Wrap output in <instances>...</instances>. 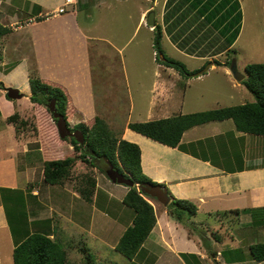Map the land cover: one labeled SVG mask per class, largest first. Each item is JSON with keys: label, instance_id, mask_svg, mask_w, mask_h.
I'll return each instance as SVG.
<instances>
[{"label": "crops", "instance_id": "crops-1", "mask_svg": "<svg viewBox=\"0 0 264 264\" xmlns=\"http://www.w3.org/2000/svg\"><path fill=\"white\" fill-rule=\"evenodd\" d=\"M145 3L149 6L139 7L137 27L145 23L152 11L154 24L162 32L163 53L196 73L183 78L173 68L156 64L149 107L145 119L138 122L199 113L189 111L192 107L185 111L182 98L190 78H207L210 72L221 75L223 82L216 86L224 89L221 94L224 98L232 100L234 94L244 97V90L248 91L234 80L230 65L225 64L233 55L240 33L235 28L242 18L237 0H145ZM87 4L88 0H0V25L8 29L0 37V119L4 121L16 109L5 99L7 88L19 89L30 103L29 74L34 70L40 79L67 92L78 120L84 122L97 116L119 125L114 127L117 135L111 131L119 139L138 146L142 173L162 185L172 199L185 200L196 207L194 216L179 223L170 218L166 208L155 209L156 224L130 264H264L253 260L249 250L254 244L264 243V137L237 132L232 120L207 122L185 131L178 147L172 148L130 130L128 120L118 124L112 114L118 109L114 104L125 79L116 75L113 66L102 65L100 69L92 64V43L106 44L112 53L118 55V52L108 40L91 37L78 23L77 12ZM153 29L148 28L154 60ZM14 54L18 57L15 60L7 56ZM119 71L122 74L121 65ZM183 80L186 83L181 89L179 84ZM202 101L203 97L196 98L193 104ZM103 103L105 108L101 109ZM110 105L113 107L107 109ZM9 133L11 145L3 144ZM32 139L23 134L18 137L13 125L0 130V188L18 189L16 184H4L6 179L10 183L24 176L27 182L34 167L41 163L39 138ZM32 143L38 147L30 149ZM102 187L108 194L97 189L93 202L83 201L89 205L84 210L85 215L89 214L86 222L67 217L62 210L59 215L52 208L31 212L28 221L46 229L36 231L55 238V224L63 217L64 229L74 226L83 230L88 239H99L101 247L113 250L131 225L133 215L127 213L126 220L122 216L106 215L102 211L104 206L113 205V199L122 204L128 189L123 187L121 191L120 185L113 183ZM38 193L39 188H33L28 198L35 201ZM114 194L117 199L112 197ZM4 215L0 202V229L9 228ZM117 232L121 234L116 242L109 243V238ZM10 236L13 240L11 233ZM14 245L13 240L12 250Z\"/></svg>", "mask_w": 264, "mask_h": 264}, {"label": "rangeland", "instance_id": "rangeland-1", "mask_svg": "<svg viewBox=\"0 0 264 264\" xmlns=\"http://www.w3.org/2000/svg\"><path fill=\"white\" fill-rule=\"evenodd\" d=\"M237 2L239 3V11L242 14V18L240 23H238L239 19L236 21L238 25L235 28H238L240 33L237 42L234 45V51L231 53L233 54L231 55V58L232 61L235 60L234 62L237 72L240 75H243L244 67L246 65L252 63L264 64V0H237ZM149 4H152V1ZM149 4L145 3V0H88V4L77 12L78 23L88 35L94 38L105 39V41L108 40L118 52V55L112 53L110 47L103 43H92L90 45V56L94 67L102 69V65L105 67H107V65L113 66L116 75H119L121 80L122 77L125 79L123 80L124 85L121 91L122 93L117 100V104H114L118 109L115 114H112L115 115V121L118 124H125L127 120L130 123L144 120L145 112L148 110L149 101L152 96L151 89L155 80V65L159 63L154 61L155 56L154 60L153 56H151L152 49L150 47V40L152 34H149L148 32L149 26L146 24V20L143 25L141 23V25L137 27L140 15L139 7L147 8ZM153 9L158 11L159 7ZM150 12L152 11H149V13ZM165 52L168 54V51ZM7 56L13 60L18 58L15 57V54L14 56ZM116 57L119 59L122 74L119 71L120 65L118 64ZM189 66L191 67L192 65ZM205 67H207V65ZM188 82L189 86L187 87V92L185 97L182 98L185 103V111L192 107L189 111L195 110L201 112L217 109L220 106V108H222L229 104L239 105L240 102L254 101L253 96L245 90L244 93L246 94L244 97L239 95L235 96L234 94L230 97L232 100L224 98V96L221 95L225 92L224 89L216 86L217 83L223 82L219 73L216 74L215 72H210L207 78H199L198 80H192V78H190ZM184 83L186 82L183 80V82L179 84L181 89L184 88ZM120 85L122 86V83ZM6 97L5 93V99L12 102V104L16 106V109L4 121L0 119V130H4L6 126L10 127L12 124L7 122V119L17 113L20 119L27 122V126L22 128L20 132H17L18 134L16 135L19 137L20 134H23L26 138L37 139L38 133L33 130L34 119L32 104L27 102L24 94L19 100H8ZM201 97H203L202 102L193 104L196 98L199 100ZM111 107L113 106H107V109ZM131 107L132 111H130ZM100 108H105V103L101 104ZM102 111L104 112V110ZM111 119L114 118L111 117ZM79 121L80 120L76 118V115L70 120L68 128L71 132L74 125ZM105 123L108 128L116 134V128L114 127H118L119 125L116 126L115 123L109 124L107 121H105ZM50 124L51 126L54 125L56 127L52 120H50ZM9 135L10 133L7 135L8 138H3L6 139V142L3 144L11 145L12 140ZM29 147L30 149H36L38 144L32 143ZM50 151V155L52 156L53 154L51 158H55L56 156H60V154L71 153L73 150L69 144H63V146H56V148ZM258 151H260V147H258ZM18 165H20L18 166V168H20L21 163L18 162ZM107 169V167L99 162H93V165H90L77 160L71 168L67 179L63 180L61 185H54L52 187L51 185L45 184L42 179L40 180V178L43 177V170L41 163H39L34 167L27 182L24 176L16 177V182L12 181L9 183L10 179H6L7 183L4 184L7 186H14L16 184L18 190L15 192L21 193L22 195L21 191H23L25 194L22 198L23 202H21V204H19L17 200L15 205L5 206L8 215L6 216V212L4 211V216L7 221L6 223L9 226V222H12L11 219L15 220L16 215L20 216L18 232L22 234L28 230V227L23 220L26 215L29 217L30 213L33 211L37 210L38 212L51 208L59 215H61L60 211L62 210V214H65L67 217H74L76 219L81 218L83 222H86V218L89 214L85 215L84 210L89 205L83 202L84 200L81 199V196L78 193L77 186L79 180L82 176L88 175L95 180V191L97 189H103V191L108 194V191L105 190L102 185L107 183L110 184L112 182L106 177V174L101 172V170L106 172ZM22 174L24 173H21V175ZM137 186L138 185H136V187ZM123 187L128 189V187L124 185H120L119 189L121 190ZM33 188H39V193L38 196H36L35 201L28 198V192ZM94 195L95 193L93 194V197ZM93 197L91 202H93ZM112 197L117 199L116 194L112 195ZM108 199L109 201L111 200L109 197ZM172 201L173 200L170 201L168 207L161 205L156 200H151V203L153 207H155L154 209L157 210H163L164 208L174 209ZM112 203L113 205L110 207L103 203L105 206L102 211L105 212L106 215H118L119 217L122 216L124 220L128 219L127 213H132V211L124 207L122 204H119L114 199L112 200ZM170 218L179 223L175 218H172L171 216ZM200 219L201 216L198 215L197 220ZM62 221H64L63 217L55 224L56 229L54 234L55 239L58 240L61 243V246L66 250L67 261L69 264H80L88 257L93 264L131 263L116 253L114 249L112 250L110 248L101 247L99 239L97 241L88 239L83 230L79 229V231L78 229H75L74 226L72 228L69 227L67 230L64 229L63 224L61 223ZM240 224H242V221H240ZM28 225L30 227V233L36 231L35 229L46 230L39 226L40 224L36 226L35 221H28ZM19 233H17L16 236L21 238ZM120 234V232L114 233L113 237L109 238V243L112 244L116 242L118 235L120 236ZM12 241L9 228L0 229V264H13Z\"/></svg>", "mask_w": 264, "mask_h": 264}, {"label": "trees", "instance_id": "trees-1", "mask_svg": "<svg viewBox=\"0 0 264 264\" xmlns=\"http://www.w3.org/2000/svg\"><path fill=\"white\" fill-rule=\"evenodd\" d=\"M7 32L8 29L0 25V37ZM153 33L152 47L157 63L173 68L183 78L191 77L196 73V71H188L182 62L168 58L163 53L160 27L155 26ZM230 57L225 62L227 66L232 62ZM219 64L216 63V65ZM244 74L246 77L241 81V84L253 96L254 101L252 102L157 121L129 123L127 128L172 148L178 147L185 131L207 122L232 120L237 132L264 137V64H248L244 67ZM0 87H2L1 82ZM29 88V101L32 104L34 119L33 130L38 133L39 144L42 146L41 164L45 184L61 185L63 180L69 176V172L76 161L80 160L90 165H93V162H99L107 168L112 166L119 173L124 174L125 172L124 176L130 178L135 185L140 186L149 183L162 186L152 182L142 173L138 146L119 139L100 117L96 116L84 122L79 121L74 125L72 132H81L82 144L76 142L72 137L61 139L56 127L50 124V120L56 124V119L53 118L48 107L54 102L56 112L63 116L67 126H69V122L76 115V111L71 106L67 92L51 82L40 79L34 70L29 74ZM7 122L14 126L16 134L27 126V122L20 119L17 113L10 116ZM63 144H69L73 151L51 158L53 154L50 155V150L56 146H63ZM101 172L106 173L104 170ZM16 190L18 189L0 188V201L6 216L8 215L5 206L15 205L17 200L19 204L23 202V193L22 195L16 193ZM77 190L82 200L91 202L95 193V180L88 175L82 176ZM169 198L173 200L174 206V209L167 208L168 214L172 218L183 222L186 218L195 215L196 207L192 203ZM151 200L156 199L146 195L137 187L128 188L122 198L121 203L132 211L133 218L131 225L126 228L114 246V251L130 262L136 258L156 224V211ZM15 217V220L11 219L12 222L8 221L15 244L12 250L13 264H69L67 252L58 240L38 231L30 233L27 215L23 220L28 230L20 234L18 232L20 216L16 215ZM17 233L21 235V238L16 236ZM249 250L253 260L259 263L264 261V243L254 244L250 246ZM91 263L92 261L88 257L80 264Z\"/></svg>", "mask_w": 264, "mask_h": 264}, {"label": "water", "instance_id": "water-1", "mask_svg": "<svg viewBox=\"0 0 264 264\" xmlns=\"http://www.w3.org/2000/svg\"><path fill=\"white\" fill-rule=\"evenodd\" d=\"M146 23L149 27H154V13L150 12L147 15L146 18ZM201 71L200 73H203ZM230 73L232 74V77L234 78L235 81L241 82L244 79L243 75H240L237 72L235 62H232L231 67H230ZM6 96L7 98L11 100H19L23 97V94L20 93L18 89L15 88H7L6 89ZM49 111L52 113L53 118L56 119V129L58 132V135L61 139H64L66 137H72L76 140L78 143H83V136L81 132L79 131H74L71 132L70 129L68 128L66 121L64 120L63 116L58 114L55 110V105L54 102H52L49 105ZM106 177L113 183V184H118V185H124L128 188L136 187V185L133 183V181L130 178H126L124 174L126 173H119L116 171L112 166H109L108 169L106 170ZM138 189H140L143 193L146 195L150 196L151 198L156 199L157 202H159L163 206H167L170 203V198L168 197L167 191L164 187L158 186V185H152L149 183H146L144 185H138Z\"/></svg>", "mask_w": 264, "mask_h": 264}, {"label": "built area", "instance_id": "built-area-1", "mask_svg": "<svg viewBox=\"0 0 264 264\" xmlns=\"http://www.w3.org/2000/svg\"><path fill=\"white\" fill-rule=\"evenodd\" d=\"M67 1H70V0H67ZM62 11H63L62 9L61 10H58L59 13H61Z\"/></svg>", "mask_w": 264, "mask_h": 264}, {"label": "clouds", "instance_id": "clouds-1", "mask_svg": "<svg viewBox=\"0 0 264 264\" xmlns=\"http://www.w3.org/2000/svg\"><path fill=\"white\" fill-rule=\"evenodd\" d=\"M21 93V92H20Z\"/></svg>", "mask_w": 264, "mask_h": 264}, {"label": "flooded vegetation", "instance_id": "flooded-vegetation-1", "mask_svg": "<svg viewBox=\"0 0 264 264\" xmlns=\"http://www.w3.org/2000/svg\"><path fill=\"white\" fill-rule=\"evenodd\" d=\"M74 132V131H73Z\"/></svg>", "mask_w": 264, "mask_h": 264}]
</instances>
